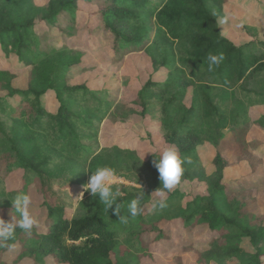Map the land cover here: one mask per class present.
Listing matches in <instances>:
<instances>
[{
	"label": "trees",
	"instance_id": "1",
	"mask_svg": "<svg viewBox=\"0 0 264 264\" xmlns=\"http://www.w3.org/2000/svg\"><path fill=\"white\" fill-rule=\"evenodd\" d=\"M225 1L46 0L37 4L35 0H0V55L6 61L0 65V87L6 92L0 96V115L8 112L4 105L8 99L20 98L19 105L13 107L10 130L0 116V152L3 148L12 155L6 172L20 169L25 174L24 189L33 178L42 187L39 225L24 239L12 264L24 257L35 264H46L47 259L52 264H139L154 246L162 254L176 251L172 249L175 245L181 248L177 252L188 253L198 264L232 260L264 264V214L257 210L255 195L261 183L247 186L238 179H225L230 161L219 151L214 173L206 176L196 169L195 148L204 135H217L226 144V139L235 137L233 128L228 133L221 129L229 102L233 100V106L239 108L245 105L236 91L242 90L248 102L257 97L264 101V44L261 48L251 43L237 45L222 33L216 15ZM86 4L93 8L85 11ZM84 15L86 21L82 22ZM81 40L91 52L106 54V67L117 64L132 47L143 49L149 44L146 48L160 49L164 41L169 43L166 53L158 57L145 50L150 55L147 79L139 91L125 90L119 102L132 123L145 118L149 104L157 108L158 132L168 147L191 157L184 175L191 170L204 179V194L184 197L182 191L173 189L167 193L168 207L149 219L143 214L130 216L127 205L134 198L118 199L120 214L127 217L124 223L112 210H105L98 197L80 200L71 212L49 194L51 190L48 193L49 179L60 177L65 167L71 169L73 183L79 184L85 177V164L89 177L98 166L116 170L140 164L151 189L161 187L152 163L160 155L154 143L156 151L146 156L109 143L99 149L92 146L97 142L96 125L112 102L94 98L88 109L75 110L88 94L94 96L87 82L98 67L88 58V49L78 46ZM210 53L225 57L212 71L207 62ZM161 69L167 78L159 81L156 74ZM21 73L26 84L16 88L14 82ZM51 93L58 103L54 110L41 102ZM28 102L38 112L29 122ZM49 129L52 137L46 135ZM149 140L153 142L152 137ZM238 146L236 159L247 156L258 160L244 144ZM29 172L32 176L26 175ZM142 194L141 206L150 197L147 191ZM179 198L183 204L178 208ZM174 207L177 212L167 215ZM168 223L177 225L175 236L170 235ZM197 227L206 229L196 237ZM247 243L252 252L246 251Z\"/></svg>",
	"mask_w": 264,
	"mask_h": 264
},
{
	"label": "rangeland",
	"instance_id": "2",
	"mask_svg": "<svg viewBox=\"0 0 264 264\" xmlns=\"http://www.w3.org/2000/svg\"><path fill=\"white\" fill-rule=\"evenodd\" d=\"M35 1L37 4L46 2V0ZM91 8H93V6L87 4L83 7L85 11L90 10ZM216 17L222 33L235 44L251 43L255 48H261L264 44V0H226L222 6L221 12L218 13ZM225 17L228 18L226 23L223 22ZM85 21L86 16L84 15L82 22ZM82 41L83 40H81L78 46L86 47ZM163 43V47L160 49L146 48L149 44L143 49L136 46L132 47L127 50L117 64L107 67L105 65L107 59L105 58L106 54L104 52L98 50L96 53H93L86 47V49H88V55H90L88 57L90 58V61L98 63V67L95 71L89 74V80L87 82V87L93 92L94 96L88 94L82 103H77L75 110L83 111L82 108L88 109L94 98L101 102L105 101V99L112 102L111 107L105 111L104 115H101L100 120L96 125L94 138L97 139V142L92 143V146L96 147V149H99L104 143H109L121 148L136 149L139 153H144V156H146L150 154V152L156 151V148L152 147V143L158 147L159 153L168 147L167 143L164 141L165 138L158 132L157 128L159 127V122L157 119L159 116H157V108L154 105L149 104V111L146 113L143 120L138 123H132L126 118V116H124L125 114L123 115V111L126 110L120 106L121 103L119 102L125 90L130 92H137L140 90L147 79L148 73L146 69L149 65L148 60L150 55L146 51L148 50L150 53L158 57V55H161L164 52L166 53V50L164 49L169 43L167 41H164ZM5 62V59L0 55V65L5 64ZM162 71L163 69L156 74V78L159 81L167 78ZM25 84L26 76L24 73H21L16 78L14 86L16 88L24 87ZM5 93L6 92L3 88L0 87V96ZM190 95L191 90L187 92V99ZM236 97L243 99L245 105L243 104L241 108H239L238 105L234 107V101H230L228 104L230 110L224 125L225 127L221 129L223 133H228V131L233 128L232 132H235V137L232 136L230 140L226 139L228 141L226 144L224 142L221 143L217 138V135H204L203 139L195 148V156L199 163V166H197L196 169L198 171L202 170L206 176L211 175L216 169L214 164L216 153L218 151L222 153L230 161V164L224 171L225 179H238L243 181L247 186L255 182L261 183L260 187L255 189V195L257 196V210L263 215L264 101L260 97H257L255 100L254 98H251L252 100L248 102V100L244 98V92L240 89L236 91ZM7 101L8 103H5L4 105L8 107V112L4 111L0 116L6 121L7 130H10L11 122L14 117L13 107L19 105L20 98L15 96ZM41 102L46 105L48 109L52 110L58 105L53 93L42 98ZM31 104V102L25 104V110L28 111V122L38 114L37 110H35ZM46 135L52 137V130L49 129ZM151 137L153 138V142L149 140ZM86 142L91 143L92 141ZM239 142L244 144L247 151L249 149L259 161L247 156L236 159V156L239 155ZM5 147H7V144H5ZM11 156L9 152H4L2 148V151L0 152V218H3L5 221H10L12 217L15 216L18 219L19 216L15 213L11 199H13L18 193H25L32 197L33 204L31 212L38 220L37 211L38 205L42 201V187L38 181L33 178L31 182L29 181L26 190L22 187V179L25 177V174L20 173V169L15 172H6L5 166L7 162L12 161ZM53 157L56 158L54 155ZM76 166L77 165L74 167L76 168ZM43 168L47 169L42 166L41 169ZM83 169L85 177L83 178L84 180L79 182V184L73 183L74 181L71 178L73 173L71 169L69 170L67 167H65L63 174L59 175L60 177L51 176L49 179L48 193L51 190V193L49 194L53 195L54 198L59 199L67 207L71 208V212L78 205L80 200L90 196V194L84 191L83 188L89 180V176H86L87 164L84 165ZM116 173L118 177L116 186H118L122 192V195L118 199L123 201L127 200V198H135L143 191L149 192L150 197L143 203L142 207L145 209L143 212L144 218H151L157 211H151V203L159 197L156 190L151 189L149 178L143 165L131 164L129 168L120 167L116 169ZM26 175L32 176L30 172ZM182 178L183 179H181L180 184L177 185L176 188L182 191L184 197L205 193L206 182L204 179L198 178L195 172L189 170ZM182 204L183 202L179 198L177 207L179 208ZM177 207L172 208L167 215H173L177 212ZM42 220L43 219H41V221ZM167 227L169 228L170 235L175 236L178 229L177 225L175 223H168ZM204 229H206V227H197L198 231L195 234L196 237L199 233L202 235ZM31 232H24L17 229L15 239L8 242V244L12 246H2L0 263L12 264L19 254L22 245L25 244L24 239L29 237ZM182 233L181 235L184 234ZM247 245L246 251L252 252L253 247L248 243ZM176 246L177 245L172 247V249L176 251L170 252V250L169 252L162 254L159 253L158 247L154 246L152 251L147 250L148 254L145 253V256L140 258L139 264H198L196 259L188 253L177 252L180 251L181 248ZM201 247L203 246L201 245ZM262 259H264V255L262 256ZM18 264L35 263L31 258L24 257L19 260ZM46 264L52 263L47 259ZM225 264H238V262L232 260L227 261Z\"/></svg>",
	"mask_w": 264,
	"mask_h": 264
},
{
	"label": "clouds",
	"instance_id": "3",
	"mask_svg": "<svg viewBox=\"0 0 264 264\" xmlns=\"http://www.w3.org/2000/svg\"><path fill=\"white\" fill-rule=\"evenodd\" d=\"M227 21L228 18L225 17L223 22L226 23ZM224 59L223 53L219 55L210 53L207 57L208 70H214V67H218ZM152 163L158 171L161 182V187L156 190L159 198L153 200L151 203V211H156L168 207L167 193L171 192L180 184L186 170V165L191 164L192 160L191 157L182 156L175 147H167ZM117 181L118 177L114 168L110 166H98L92 172L83 188L92 197H98L105 210H112L122 222L126 223L127 217L121 216L120 214L118 198L122 195V192L116 186ZM142 200L143 194L141 193L128 203V213L131 217L143 214L145 209L141 206ZM11 201L15 213L18 214L19 218L17 219L13 216L10 221H5L3 218H0V246L7 245L11 247L12 245H9L8 242L15 239L17 229L24 232H31L39 225V221L31 212L33 201L30 195L18 193Z\"/></svg>",
	"mask_w": 264,
	"mask_h": 264
}]
</instances>
